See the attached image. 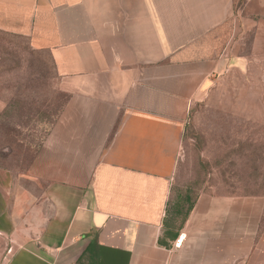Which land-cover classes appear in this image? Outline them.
I'll return each mask as SVG.
<instances>
[{
  "label": "crops",
  "instance_id": "0c3cea01",
  "mask_svg": "<svg viewBox=\"0 0 264 264\" xmlns=\"http://www.w3.org/2000/svg\"><path fill=\"white\" fill-rule=\"evenodd\" d=\"M260 22L264 0H0L66 95L28 166L0 164V264H264L253 211L218 224L230 199L166 227L188 108Z\"/></svg>",
  "mask_w": 264,
  "mask_h": 264
},
{
  "label": "rangeland",
  "instance_id": "374dc122",
  "mask_svg": "<svg viewBox=\"0 0 264 264\" xmlns=\"http://www.w3.org/2000/svg\"><path fill=\"white\" fill-rule=\"evenodd\" d=\"M57 83L45 53L0 32V99L8 103L0 120L1 165L19 172L28 166L64 99ZM207 85L188 108L168 216L177 228L194 215L200 198L230 199L234 204L218 224L246 227L248 208L257 245L264 236L263 22L240 30L232 53L208 75Z\"/></svg>",
  "mask_w": 264,
  "mask_h": 264
},
{
  "label": "trees",
  "instance_id": "16d2710c",
  "mask_svg": "<svg viewBox=\"0 0 264 264\" xmlns=\"http://www.w3.org/2000/svg\"><path fill=\"white\" fill-rule=\"evenodd\" d=\"M1 32V31H0ZM3 33H5V32H3ZM8 34V33H7ZM28 48H29V50L30 51H32V52H35V53H45V52H41V51H36V50H34V49H31L29 46H28ZM46 54V53H45ZM49 58H50V56L48 55V54H46ZM50 60H51V58H50ZM51 62H52V60H51ZM52 64H53V62H52ZM53 67H54V64H53ZM54 69H55V67H54ZM56 70V69H55ZM63 95H64V99L62 100V103H61V107H60V109L58 110V111H56V113L53 115L54 116V118H55V115L56 114H58L59 112H60V110H61V108L64 106V103H65V100H66V95L63 93ZM7 104V106H8V103H6ZM6 106V107H7ZM2 119V116H1V118H0V120ZM54 121V120H53ZM7 167V166H6ZM192 207H193V203H191L190 204V206H189V209H192ZM172 218H171V216H168V212H167V216H166V227H168V228H171V229H174V228H176L174 225H172ZM181 226V225H180Z\"/></svg>",
  "mask_w": 264,
  "mask_h": 264
},
{
  "label": "bare ground",
  "instance_id": "6f19581e",
  "mask_svg": "<svg viewBox=\"0 0 264 264\" xmlns=\"http://www.w3.org/2000/svg\"><path fill=\"white\" fill-rule=\"evenodd\" d=\"M180 241V240H179Z\"/></svg>",
  "mask_w": 264,
  "mask_h": 264
}]
</instances>
